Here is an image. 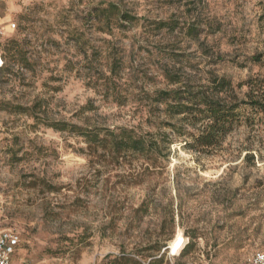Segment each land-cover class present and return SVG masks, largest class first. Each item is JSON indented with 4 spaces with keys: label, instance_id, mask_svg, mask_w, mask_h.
<instances>
[{
    "label": "rangeland",
    "instance_id": "obj_1",
    "mask_svg": "<svg viewBox=\"0 0 264 264\" xmlns=\"http://www.w3.org/2000/svg\"><path fill=\"white\" fill-rule=\"evenodd\" d=\"M111 3L139 20L108 19ZM0 5V215L20 236L18 263L115 264L126 254L145 263L240 264L264 250L261 111L242 106L217 154L185 149L184 137L161 126L172 144L152 161L104 155L49 126L156 132L154 123L171 121L165 105L149 112L156 91L176 87L163 75L167 67L190 85L226 76L246 99L242 84L264 81V0ZM12 23L14 31L4 28ZM114 57L122 66L110 75ZM179 235L188 250L174 254Z\"/></svg>",
    "mask_w": 264,
    "mask_h": 264
},
{
    "label": "trees",
    "instance_id": "obj_2",
    "mask_svg": "<svg viewBox=\"0 0 264 264\" xmlns=\"http://www.w3.org/2000/svg\"><path fill=\"white\" fill-rule=\"evenodd\" d=\"M103 15L108 19L116 15L118 22H121L120 26L125 22L132 24L139 20L138 17L121 11L118 5L112 3L103 10ZM158 26L170 28L171 23L160 22ZM188 33L190 36H198L193 26H190ZM121 66V60L114 57L109 69L110 75H117ZM163 75L176 87L158 90L150 97L153 104L149 111L151 115L155 116V112L160 110L154 106L162 104L165 105L164 111L171 119L167 123L162 121L154 123L156 132L142 133L136 128L128 127L105 132L98 127L85 129L68 122H53L49 126L58 131H67L84 137L104 155L133 153L152 161L154 157L162 156L164 150L169 151L168 146L172 144L171 139L167 137L168 134L161 131V126L170 128L178 137H184L185 149L203 154H217L222 149L226 137L240 124L239 112L242 106L248 105L264 113V97L259 95L263 90L264 81L259 85L257 79H249L247 83H243L242 85H247L250 89L245 95L246 99H240L235 92L233 82L226 76L210 73L207 83L190 85L184 82L179 73L168 67L164 69ZM106 80L109 81V78L107 77ZM190 237L193 240L196 238ZM185 242L182 241L180 249L178 248L179 250L177 249L174 254L181 253ZM164 247L166 245L161 244L158 252ZM187 248L183 249L182 254L187 252ZM114 261L115 264H162L161 259L154 258L145 263L126 254L116 257Z\"/></svg>",
    "mask_w": 264,
    "mask_h": 264
},
{
    "label": "built area",
    "instance_id": "obj_3",
    "mask_svg": "<svg viewBox=\"0 0 264 264\" xmlns=\"http://www.w3.org/2000/svg\"><path fill=\"white\" fill-rule=\"evenodd\" d=\"M1 1V0H0ZM7 29L14 31L16 24H9ZM2 32V30H0ZM4 65L2 55L0 54V68ZM4 149V141L0 137V152ZM21 239L20 236L10 228L4 226V221L0 215V264H14L15 257L20 248ZM21 264H28L26 261H22ZM36 264V263H35ZM240 264H264V250L257 251L251 256L246 258Z\"/></svg>",
    "mask_w": 264,
    "mask_h": 264
},
{
    "label": "bare ground",
    "instance_id": "obj_4",
    "mask_svg": "<svg viewBox=\"0 0 264 264\" xmlns=\"http://www.w3.org/2000/svg\"><path fill=\"white\" fill-rule=\"evenodd\" d=\"M183 238L181 235H179L177 237V239L175 240V242L173 243V250L177 251V249L180 247V245L182 244ZM180 249V248H179ZM178 249V250H179Z\"/></svg>",
    "mask_w": 264,
    "mask_h": 264
},
{
    "label": "crops",
    "instance_id": "obj_5",
    "mask_svg": "<svg viewBox=\"0 0 264 264\" xmlns=\"http://www.w3.org/2000/svg\"><path fill=\"white\" fill-rule=\"evenodd\" d=\"M5 0H1L0 1V3H2V2H4ZM0 10H1V5H0ZM0 20H2V17L0 16ZM9 25V24H8ZM8 25L7 26H5L4 28H7L8 27ZM15 263L14 264H21V263H18L17 261H16V259H15V261H14Z\"/></svg>",
    "mask_w": 264,
    "mask_h": 264
}]
</instances>
